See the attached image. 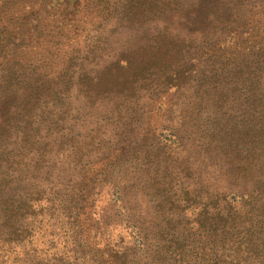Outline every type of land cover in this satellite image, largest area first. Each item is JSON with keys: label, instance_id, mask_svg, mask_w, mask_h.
Returning a JSON list of instances; mask_svg holds the SVG:
<instances>
[{"label": "trees", "instance_id": "16d2710c", "mask_svg": "<svg viewBox=\"0 0 264 264\" xmlns=\"http://www.w3.org/2000/svg\"><path fill=\"white\" fill-rule=\"evenodd\" d=\"M119 18L165 27L86 70L102 51L104 24ZM72 90L91 106L108 104L104 119L130 138L97 141V156L63 192L33 186L20 200V182L73 140L54 111ZM178 91L187 101L179 125L191 129L194 147L217 156L233 180L264 174V0H0V264L8 243L32 241L42 214L64 238L41 241L43 264H264V185L242 195L188 184L171 192L172 178L194 181L181 153L185 129L164 126ZM43 130L51 141L42 142ZM126 162L162 214L149 236L128 223L129 249L110 241L93 200Z\"/></svg>", "mask_w": 264, "mask_h": 264}, {"label": "rangeland", "instance_id": "374dc122", "mask_svg": "<svg viewBox=\"0 0 264 264\" xmlns=\"http://www.w3.org/2000/svg\"><path fill=\"white\" fill-rule=\"evenodd\" d=\"M163 27H165V23L159 19L146 21L142 25L128 24L122 18L105 23L100 31L99 46L102 51L96 52L94 62L87 65L85 69L91 68L94 71L99 69L125 48L142 43L147 37L162 30ZM170 29L173 35L179 37L185 35V31L180 27ZM184 95L186 94L179 91L173 94L176 105L173 106L168 120L165 121V127H179V130L183 128L179 125L181 121L179 115L180 109H185L187 104ZM108 109V104L97 102L91 106L77 91L72 90L70 92L64 106L56 107L54 111L57 110L55 113L63 117L57 127L67 132L68 137L73 140L69 141V145L63 154H52L48 161L41 165L42 168L39 172H31L34 177L25 178L24 181L20 182L18 189L20 200H23L30 191H33V186L36 188L43 186L46 191H51L48 189L50 186L63 192L68 188L69 181L76 179L80 167L97 156V151L95 152L94 149L97 141H103L106 146H109L110 143H119L121 139L130 138L127 133L120 134L118 126L111 123V120L104 119L108 114ZM208 114L207 112L204 113V115ZM139 125H142V120H140ZM183 129L185 130H183V137L181 138V153L194 181L179 176L177 185L172 178L170 181L171 192L176 191L178 193L181 187L188 184L195 191L198 189L209 193L242 195L264 185V174L260 176L255 174L250 178L237 181L230 178L227 165L219 161L217 156L203 153L194 147L191 144V138L194 137L191 129L187 126ZM43 132L44 130L41 133L43 135L42 142L53 139V137H45ZM91 140L95 142L88 149L85 144ZM118 177L120 178L117 179ZM115 179L117 181L111 183ZM49 181L51 183H48ZM115 191H118L120 195L119 202L114 200L113 193ZM13 192L10 191V196L14 195ZM152 195L150 188L144 189L142 186V179L140 180L137 166L129 164V162L114 169L111 176L96 188L93 196L95 217L102 230L109 236L110 241L127 249L132 247L134 240L128 235L129 230L126 227L130 225L128 223L133 224L141 236L145 234L149 236L154 232V219L160 217L158 214L160 212H156L153 208L154 198ZM42 206L47 209L49 205L43 201ZM27 222H29L28 219L24 220L23 223L27 224ZM32 225L36 227L32 241L22 239L17 243H8L9 254L4 264H39V262L43 264V261L39 259V250L44 247L41 241H45V245H49L48 242L52 239L58 245L63 243L62 229H59L58 223L53 219L42 214L37 216ZM120 238L123 239L122 243H120ZM144 261L152 262L150 253L145 254Z\"/></svg>", "mask_w": 264, "mask_h": 264}]
</instances>
